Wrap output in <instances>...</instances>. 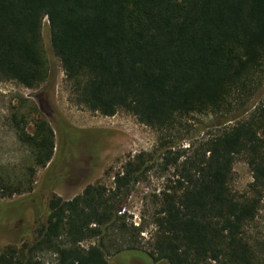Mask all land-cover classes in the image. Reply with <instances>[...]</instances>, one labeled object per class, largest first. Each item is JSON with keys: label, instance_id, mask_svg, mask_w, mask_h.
Instances as JSON below:
<instances>
[{"label": "trees", "instance_id": "obj_1", "mask_svg": "<svg viewBox=\"0 0 264 264\" xmlns=\"http://www.w3.org/2000/svg\"><path fill=\"white\" fill-rule=\"evenodd\" d=\"M45 25L71 101L109 117L126 111L157 144L130 158L111 187L50 196L35 235L4 248L0 264H45L49 252L55 264H108V247L118 255L123 246L155 263L264 264V244L250 234L264 198V0H0V84L49 83ZM38 112L32 133L16 110L8 120L32 175L56 151ZM238 159L252 171L247 193L232 186ZM152 172L165 180L150 197L154 231L143 242L145 225L127 224L122 211ZM27 182L14 186L0 164L1 198L31 193Z\"/></svg>", "mask_w": 264, "mask_h": 264}, {"label": "rangeland", "instance_id": "obj_2", "mask_svg": "<svg viewBox=\"0 0 264 264\" xmlns=\"http://www.w3.org/2000/svg\"><path fill=\"white\" fill-rule=\"evenodd\" d=\"M43 36L51 67L49 83L35 90L14 82L0 84V164L3 174L14 186L23 183V188L29 179L33 187L31 193L0 197V252L10 245L21 248L23 243L29 242L45 216L50 196L72 199L91 184L111 187L114 176L122 171L130 158L143 151H152L157 144L155 130L126 111L109 117L74 104L61 63L52 50L46 25ZM38 109L44 111V117L54 129L56 151L49 165L38 168L32 175L30 150L17 139L8 120L11 112L16 110L27 117L28 131L32 133L40 116ZM203 135L201 132L200 136ZM184 144L188 145L189 141ZM164 180L165 175L159 172L149 173L128 197L122 211L127 224L145 225L140 238L143 242L148 241L154 231L149 225L154 208L150 197L160 192ZM252 182L251 169L244 160L238 159L234 165L233 188L247 193ZM250 234L264 244V198ZM112 237L118 242L121 240L118 233ZM99 241L98 238L91 239L82 245L88 248ZM105 243L109 246L111 241L106 239ZM108 251V264H168L165 261L155 263L142 250L128 251L125 246L118 255H115L117 248L108 247ZM40 259L45 264H55L57 255L49 252L40 255Z\"/></svg>", "mask_w": 264, "mask_h": 264}, {"label": "water", "instance_id": "obj_3", "mask_svg": "<svg viewBox=\"0 0 264 264\" xmlns=\"http://www.w3.org/2000/svg\"><path fill=\"white\" fill-rule=\"evenodd\" d=\"M18 202V201H17ZM14 203H16V202H14Z\"/></svg>", "mask_w": 264, "mask_h": 264}]
</instances>
